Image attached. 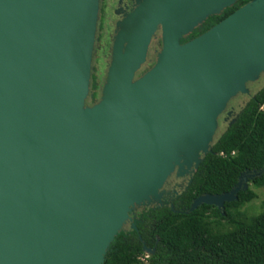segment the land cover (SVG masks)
Segmentation results:
<instances>
[{"label": "water", "instance_id": "water-1", "mask_svg": "<svg viewBox=\"0 0 264 264\" xmlns=\"http://www.w3.org/2000/svg\"><path fill=\"white\" fill-rule=\"evenodd\" d=\"M134 1L88 105L100 0H0V264H104L134 210L163 206L168 179L199 168L229 103L264 75V0L187 43L237 0ZM261 174L189 212L226 215Z\"/></svg>", "mask_w": 264, "mask_h": 264}, {"label": "trees", "instance_id": "trees-1", "mask_svg": "<svg viewBox=\"0 0 264 264\" xmlns=\"http://www.w3.org/2000/svg\"><path fill=\"white\" fill-rule=\"evenodd\" d=\"M245 2L241 0L235 9ZM96 66L95 60L88 105L99 99ZM248 87L250 94L241 95L247 98L246 105L215 138L187 192L173 208H137L132 214L136 229L128 225L118 234L104 264H264V201L258 216L242 211L257 198L249 183L264 189V78ZM254 171L262 174L248 178V189L238 194L237 201L225 204L226 215L210 205L189 212L194 199L230 192L243 173ZM144 247L153 251L147 260Z\"/></svg>", "mask_w": 264, "mask_h": 264}, {"label": "flooded vegetation", "instance_id": "flooded-vegetation-1", "mask_svg": "<svg viewBox=\"0 0 264 264\" xmlns=\"http://www.w3.org/2000/svg\"><path fill=\"white\" fill-rule=\"evenodd\" d=\"M240 1L241 0H237L232 6L224 8L221 13L213 14L209 16L206 20H204L197 27H195L191 32H189L186 36H184L181 42L187 43L201 36L202 34L206 33L212 27H214L215 25H217L222 20H224L225 18H227L228 16L232 14L230 13L226 15V13L230 12L233 9H234L233 12H235L237 9L244 6L251 0H246L245 3L241 4L238 8L235 9V7L240 4L239 3ZM134 5H135L134 0H100V13H99V22H98V30H97V41L101 40V43H99L100 46L98 47L100 48L98 56L101 57L102 53H105L107 55V58H109V61H110L112 40H113L114 33H115L116 23L123 18V15H122L123 12H129L130 10L133 9ZM117 11H120L121 14H117ZM161 48H162V34H161V30H159L154 36L152 43L149 47L147 62H146L148 66L147 67L144 66L141 70H144L145 72L154 65L157 59V54L158 52L161 51ZM95 58L97 60H100L98 59L97 54L95 57V51H94L93 63H94ZM101 59L104 62L106 60V57L102 55ZM261 78H264V76L262 75ZM100 95H101V92L99 93V99H100ZM239 97L240 95L238 96V98ZM99 99L96 101V103L99 101ZM235 99H233L229 103L226 112L222 115V117L219 120V125H223V123H226L227 125H232L236 120L237 112L246 105L247 98L246 100L240 103L237 102L238 100H235ZM197 170L190 171L187 175L183 177H177L175 174L171 176L163 188V191H164V194L162 197L163 206L154 204L151 207H161L162 208V207L170 206L172 208L175 201L181 198L183 194L187 192V190L193 183V178ZM143 208L144 207H140L139 209H143ZM128 225H130L131 227L132 223L127 224L125 227H127Z\"/></svg>", "mask_w": 264, "mask_h": 264}, {"label": "rangeland", "instance_id": "rangeland-1", "mask_svg": "<svg viewBox=\"0 0 264 264\" xmlns=\"http://www.w3.org/2000/svg\"><path fill=\"white\" fill-rule=\"evenodd\" d=\"M103 26V25H102ZM101 43V40L100 41H97L96 43V46H95V57H96V54H97V57L98 59L100 60H97L96 58V63H97V66H96V70H97V74L99 76V93L101 92V88L104 84V79H105V74H106V62L109 61V58H107V55L105 53H102V55H104L106 57V60L103 62V60L101 59L102 58V55L101 57L98 56L99 55V50L100 48H98L100 46ZM94 59V61H95ZM108 59V61H107ZM94 65V63H93ZM105 66V67H104ZM148 64L145 65V67H147ZM237 99L235 100H238L237 102H243L244 100H246V98H241V95L240 97H236ZM226 127H227V124L226 123H223V125H219V129H218V132L216 134V137L217 138L218 136H220L221 134L224 133V131L226 130ZM249 187H251L256 193H257V198L255 200H253L252 203L250 204H247L244 208H243V213L246 214V216H249V217H254V216H258L262 213V203L264 201V189L262 187H258L257 185H253L251 182L249 183Z\"/></svg>", "mask_w": 264, "mask_h": 264}, {"label": "clouds", "instance_id": "clouds-1", "mask_svg": "<svg viewBox=\"0 0 264 264\" xmlns=\"http://www.w3.org/2000/svg\"><path fill=\"white\" fill-rule=\"evenodd\" d=\"M145 254H146V253H145ZM146 256L150 257V255H147V254H146ZM146 256H145V259H144V260H146ZM147 259H148V258H147Z\"/></svg>", "mask_w": 264, "mask_h": 264}, {"label": "built area", "instance_id": "built-area-1", "mask_svg": "<svg viewBox=\"0 0 264 264\" xmlns=\"http://www.w3.org/2000/svg\"><path fill=\"white\" fill-rule=\"evenodd\" d=\"M148 256H146V260H147Z\"/></svg>", "mask_w": 264, "mask_h": 264}]
</instances>
